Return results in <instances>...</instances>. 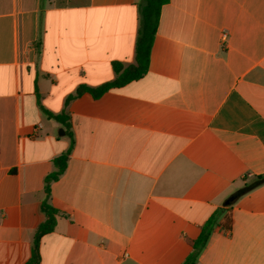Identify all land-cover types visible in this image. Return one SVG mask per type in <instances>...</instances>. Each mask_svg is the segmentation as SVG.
<instances>
[{"label": "crops", "instance_id": "0c3cea01", "mask_svg": "<svg viewBox=\"0 0 264 264\" xmlns=\"http://www.w3.org/2000/svg\"><path fill=\"white\" fill-rule=\"evenodd\" d=\"M139 11L0 0V264L29 259L67 149L38 264H182L206 223L193 264H264V182L230 199L264 173V0H167L141 77L66 100L134 63Z\"/></svg>", "mask_w": 264, "mask_h": 264}, {"label": "trees", "instance_id": "16d2710c", "mask_svg": "<svg viewBox=\"0 0 264 264\" xmlns=\"http://www.w3.org/2000/svg\"><path fill=\"white\" fill-rule=\"evenodd\" d=\"M167 0H140V11H139V27L137 37L135 41V55L134 63L123 65L120 62L114 61L112 63L115 77L112 80L104 82L98 86L91 87L85 84H80L73 94H69L66 100L74 97L82 92H88L93 97H98L104 91L112 87H118L126 82L141 77L148 68L150 48L153 40L154 33L157 28L158 17L160 7ZM47 115L60 121L64 127L68 126L66 121L67 115L65 113L53 114L46 111ZM69 149L61 152L53 158L54 170L45 176V196L41 202V210L44 213V219L37 225L34 231L33 246L29 259L24 264H38L39 253H38V242L42 235L50 232L55 224V218L57 210L53 208L47 201L49 194V182L56 179L58 175L64 170L68 158ZM264 182V173L254 176L252 180L244 183L238 188L230 197L231 200L237 198L243 193L247 192L251 188ZM217 212V211H216ZM213 217V216H212ZM212 218L208 222H210ZM209 223L204 224L201 232L196 240L193 241L194 251L191 252L182 264H193L196 249L201 247L206 240L208 235L207 226Z\"/></svg>", "mask_w": 264, "mask_h": 264}, {"label": "built area", "instance_id": "2783aa9c", "mask_svg": "<svg viewBox=\"0 0 264 264\" xmlns=\"http://www.w3.org/2000/svg\"><path fill=\"white\" fill-rule=\"evenodd\" d=\"M226 36H227V32H226L225 30H223V31L221 32V38H222V39H226Z\"/></svg>", "mask_w": 264, "mask_h": 264}]
</instances>
